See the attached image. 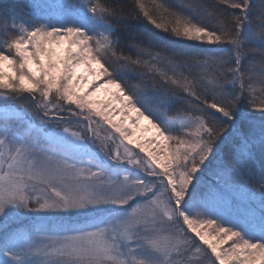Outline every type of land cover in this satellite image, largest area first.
I'll use <instances>...</instances> for the list:
<instances>
[{
	"label": "snow or ice",
	"instance_id": "obj_1",
	"mask_svg": "<svg viewBox=\"0 0 264 264\" xmlns=\"http://www.w3.org/2000/svg\"><path fill=\"white\" fill-rule=\"evenodd\" d=\"M133 5H0V264H264V0Z\"/></svg>",
	"mask_w": 264,
	"mask_h": 264
},
{
	"label": "trees",
	"instance_id": "obj_2",
	"mask_svg": "<svg viewBox=\"0 0 264 264\" xmlns=\"http://www.w3.org/2000/svg\"><path fill=\"white\" fill-rule=\"evenodd\" d=\"M10 0H0V5L9 3ZM15 2L19 3L22 6H27L31 0H15ZM49 2H54V0H49ZM171 2L175 3L176 0H171ZM187 2V0H185ZM208 2H212V0H208ZM253 2L256 4V9L255 11L258 13L259 12V5L261 0H253ZM118 3H120L124 8L125 11H131L134 7L133 5V0H118ZM221 8H223V5H220ZM128 23L135 29H138L140 31H145V30H152V26L148 25L145 21L143 20H130ZM253 57H255V60L257 63H259V53H253ZM135 82V81H133ZM259 86V85H258ZM174 109L180 107V105H174Z\"/></svg>",
	"mask_w": 264,
	"mask_h": 264
}]
</instances>
